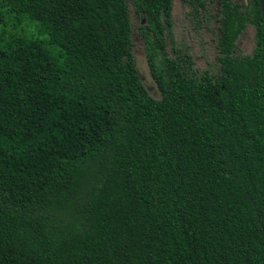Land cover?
<instances>
[{
  "label": "trees",
  "instance_id": "1",
  "mask_svg": "<svg viewBox=\"0 0 264 264\" xmlns=\"http://www.w3.org/2000/svg\"><path fill=\"white\" fill-rule=\"evenodd\" d=\"M218 2L215 73L135 0L156 99L128 0H0V264H264V17Z\"/></svg>",
  "mask_w": 264,
  "mask_h": 264
},
{
  "label": "rangeland",
  "instance_id": "2",
  "mask_svg": "<svg viewBox=\"0 0 264 264\" xmlns=\"http://www.w3.org/2000/svg\"><path fill=\"white\" fill-rule=\"evenodd\" d=\"M251 8L250 0H237ZM204 3V5H203ZM128 10L133 27V54L141 80L147 91L156 99L161 98V91L149 66V51L141 33V26L147 23L144 15L137 13L135 0H128ZM218 0H173L171 26L164 31V49L168 58L176 57L182 51L190 53L194 67L219 72L216 13ZM257 44V29L252 23L239 36L237 45L242 54L253 52ZM156 66L165 78V59L162 54L156 57Z\"/></svg>",
  "mask_w": 264,
  "mask_h": 264
},
{
  "label": "water",
  "instance_id": "3",
  "mask_svg": "<svg viewBox=\"0 0 264 264\" xmlns=\"http://www.w3.org/2000/svg\"><path fill=\"white\" fill-rule=\"evenodd\" d=\"M259 2H260V6L263 12V17H264V0H259Z\"/></svg>",
  "mask_w": 264,
  "mask_h": 264
}]
</instances>
